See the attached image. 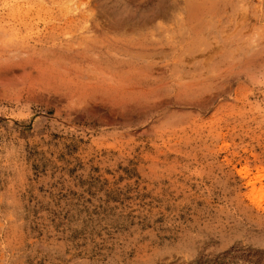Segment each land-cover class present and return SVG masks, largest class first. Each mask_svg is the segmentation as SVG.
<instances>
[{
    "label": "rangeland",
    "instance_id": "1",
    "mask_svg": "<svg viewBox=\"0 0 264 264\" xmlns=\"http://www.w3.org/2000/svg\"><path fill=\"white\" fill-rule=\"evenodd\" d=\"M0 264H264V0H0Z\"/></svg>",
    "mask_w": 264,
    "mask_h": 264
}]
</instances>
